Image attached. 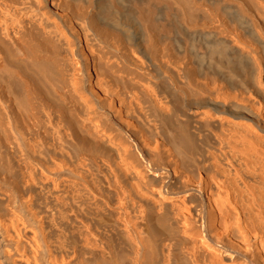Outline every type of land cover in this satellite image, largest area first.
Instances as JSON below:
<instances>
[{
	"label": "bare ground",
	"instance_id": "bare-ground-1",
	"mask_svg": "<svg viewBox=\"0 0 264 264\" xmlns=\"http://www.w3.org/2000/svg\"><path fill=\"white\" fill-rule=\"evenodd\" d=\"M0 264H264V0H0Z\"/></svg>",
	"mask_w": 264,
	"mask_h": 264
}]
</instances>
